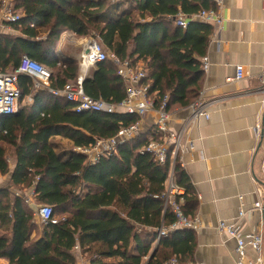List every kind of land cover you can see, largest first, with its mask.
Listing matches in <instances>:
<instances>
[{"label":"trees","instance_id":"16d2710c","mask_svg":"<svg viewBox=\"0 0 264 264\" xmlns=\"http://www.w3.org/2000/svg\"><path fill=\"white\" fill-rule=\"evenodd\" d=\"M8 1L20 19L8 24L11 32H0V73H15L28 57L49 68L51 87L62 89L80 74L75 60L64 61L57 52L63 34L70 33L97 39L121 61L144 63L150 92L157 103L167 95L171 111L187 108L202 92V59L213 25L190 22L183 29L174 18L215 10L210 0ZM3 7L0 0V12ZM83 87L91 98L112 104L126 97L111 59L98 63ZM19 89L17 112L0 117V176L9 178L0 188V259L8 264H77L79 250L89 264L193 262L194 231L173 228V210L165 207L170 163L159 167L141 152L148 134L95 164L74 151L114 137L135 125L136 116L76 112L65 97L36 89L25 75H19ZM174 182L185 191L177 201L182 199L185 215L193 219L198 198L180 165ZM29 191L40 208L52 207L57 224L43 223L26 204ZM162 228L167 236L156 242Z\"/></svg>","mask_w":264,"mask_h":264},{"label":"crops","instance_id":"0c3cea01","mask_svg":"<svg viewBox=\"0 0 264 264\" xmlns=\"http://www.w3.org/2000/svg\"><path fill=\"white\" fill-rule=\"evenodd\" d=\"M219 13L223 22L212 26L207 52L210 69L201 81L205 100L213 102L210 119H201L190 130L188 139L195 149L183 159V170L198 198L192 230L196 237L193 262L200 264L239 263L237 240L218 229L222 222L236 225L244 239L264 234V209H255L257 203L264 207V0H222ZM0 32L11 30L1 22ZM65 40L82 43L73 34H63L57 45L60 58L79 63L81 55L73 54L72 44L64 47ZM238 66L251 77L228 83ZM172 112L173 129L179 130L188 112L185 108ZM151 122L149 118L146 125ZM55 142L71 145L60 138ZM8 182V177L0 176V188ZM245 253V264L260 260L250 247ZM76 254L77 264H89L79 250ZM0 264L8 261L0 259Z\"/></svg>","mask_w":264,"mask_h":264},{"label":"built area","instance_id":"2783aa9c","mask_svg":"<svg viewBox=\"0 0 264 264\" xmlns=\"http://www.w3.org/2000/svg\"><path fill=\"white\" fill-rule=\"evenodd\" d=\"M8 2V0L4 1V7L1 11V22L6 27L8 24L15 23L20 19V14L14 12L12 5ZM213 2L217 7L215 10L200 11L189 15V17L180 14L174 18L175 24L183 29H187L190 22L221 26L223 19L220 16L219 9L222 0H213ZM32 27L34 26L32 25ZM107 59L114 61L117 65L118 76L125 83L126 97L120 104L95 100L84 91V80L90 74L92 68ZM78 65L80 74L77 79L67 83L62 89H54L51 87L52 71L28 57H23L18 71L15 73H0V117L14 114L18 110L21 99L19 75L31 78L38 90H48L54 97H65L75 106L76 112L123 113L136 116L139 121L135 125L122 128L114 137L96 139L91 146L75 148L74 151L86 156L90 163L95 164L102 158L117 154L119 147L127 142L148 134V143L141 148V152L150 154L154 163L159 167H166L167 163H170V173L163 198L165 199V207L170 206L173 210L176 219L173 228L193 229L195 227L193 220L187 217L182 209V199L179 202L177 201V197H182L185 191L175 184L174 171L177 165H180L182 169L185 168L184 156L195 149L194 144L188 139L189 132L201 119H210V107L213 102L206 101L204 92H201L199 98L185 108L188 116L182 120L179 130H174V114L169 110L168 96H164L161 102H156V94L150 92L148 69L144 63H134L131 60L121 61L115 55L106 53L100 42L94 38L90 39L84 46V52L80 56ZM202 68L204 73H207L210 69L207 55L202 59ZM250 77V74L243 67L238 66L235 75L228 78L227 82L239 83ZM149 118H152V122L150 125H146ZM26 196V204L31 205L34 192L29 191ZM255 209L262 211L264 207L261 203H257ZM37 214L43 223L57 224V220L53 218L52 207L43 206ZM244 214V212H241L240 217ZM218 229L237 240L238 264H245V251L248 247L258 253L260 257L257 263L252 264H264V234H253L244 239L236 225L224 222L220 223ZM167 233L166 228L159 230L156 242L167 236ZM166 264H179V261L177 258H173ZM188 264L200 263L189 262Z\"/></svg>","mask_w":264,"mask_h":264},{"label":"rangeland","instance_id":"374dc122","mask_svg":"<svg viewBox=\"0 0 264 264\" xmlns=\"http://www.w3.org/2000/svg\"><path fill=\"white\" fill-rule=\"evenodd\" d=\"M3 2H4V0H3ZM8 4H10L9 2H8ZM1 19V18H0ZM1 23V22H0ZM90 39H94V38H92V37H87V38H79V41H81L82 43H78V42H76V45H74L75 43L74 42H72L71 43V41H67V40H65V41H63V45H64V47H67L66 45H68V44H72V46L74 47L73 48V54L74 55H81L83 52H84V46L86 45V43L88 42V41H90ZM84 42V43H83ZM69 53L71 54L72 53V50L70 49V51H69ZM148 75H149V73H148ZM5 186H7L6 184L4 185V187ZM31 205H32V207L34 208V212H35V214L38 216V208H40L39 206L40 205H38L37 203H36V201H35V199H33V201H32V203H31ZM66 215H64V214H60L59 215V217H61V218H63V217H65ZM39 217V216H38ZM1 234V233H0Z\"/></svg>","mask_w":264,"mask_h":264},{"label":"water","instance_id":"95a60500","mask_svg":"<svg viewBox=\"0 0 264 264\" xmlns=\"http://www.w3.org/2000/svg\"><path fill=\"white\" fill-rule=\"evenodd\" d=\"M263 226H264V214H263ZM151 257H152V255H151Z\"/></svg>","mask_w":264,"mask_h":264}]
</instances>
